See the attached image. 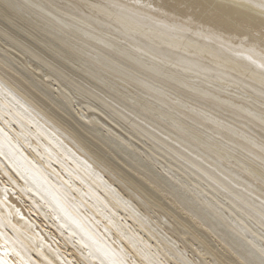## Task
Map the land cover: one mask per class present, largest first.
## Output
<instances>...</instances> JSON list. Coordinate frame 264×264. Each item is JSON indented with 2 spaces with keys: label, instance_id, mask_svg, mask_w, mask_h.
Segmentation results:
<instances>
[{
  "label": "bare ground",
  "instance_id": "6f19581e",
  "mask_svg": "<svg viewBox=\"0 0 264 264\" xmlns=\"http://www.w3.org/2000/svg\"><path fill=\"white\" fill-rule=\"evenodd\" d=\"M262 87L264 0H0V264H264Z\"/></svg>",
  "mask_w": 264,
  "mask_h": 264
},
{
  "label": "rangeland",
  "instance_id": "374dc122",
  "mask_svg": "<svg viewBox=\"0 0 264 264\" xmlns=\"http://www.w3.org/2000/svg\"><path fill=\"white\" fill-rule=\"evenodd\" d=\"M248 78V77H247ZM249 80H247V81H250V82H252L253 80H252V78H248ZM239 81H242V77H241V79L239 80ZM251 84H253V83H244V84H242V86H245L246 87V89L247 90H253L252 89V87H251ZM262 91L264 92V87H262ZM258 96H260L259 98H260V101H261V103H260V105H264V94H258ZM132 118H135L136 120H137V118H136V116L135 115H130ZM154 127V125L153 124H150V125H148L147 126V129L148 130H152V131H154V130H156V129H154L153 128ZM159 129V128H158ZM162 131V130H161ZM155 132V131H154ZM156 134H158L160 137H162L163 139H166V140H168V137H169V135L167 134V133H163V132H160V131H158V130H156V132H155ZM170 138V137H169ZM174 145H179L178 143H175ZM182 153H183V151L181 150V149H179ZM171 152H174V150H170ZM186 153L187 154H189V151L186 149ZM184 154V153H183ZM227 183H229V184H231L223 175H221V174H219ZM234 185V184H233ZM236 187H239V186H236Z\"/></svg>",
  "mask_w": 264,
  "mask_h": 264
}]
</instances>
